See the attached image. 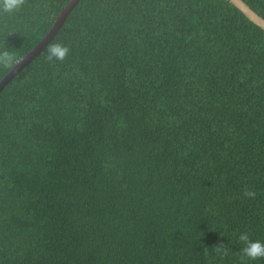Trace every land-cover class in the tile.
<instances>
[{
    "label": "trees",
    "instance_id": "1",
    "mask_svg": "<svg viewBox=\"0 0 264 264\" xmlns=\"http://www.w3.org/2000/svg\"><path fill=\"white\" fill-rule=\"evenodd\" d=\"M67 1L0 14V79ZM242 231L264 242V31L227 0H78L0 90V264H264Z\"/></svg>",
    "mask_w": 264,
    "mask_h": 264
},
{
    "label": "clouds",
    "instance_id": "2",
    "mask_svg": "<svg viewBox=\"0 0 264 264\" xmlns=\"http://www.w3.org/2000/svg\"><path fill=\"white\" fill-rule=\"evenodd\" d=\"M23 4L24 0H0V14H11L20 9ZM67 53V45L56 41L48 45L45 59L49 61H60L64 59ZM13 57V52L0 47V63L7 65L13 60ZM244 195L247 197H254L255 193L251 190H246ZM236 239L241 243V258L246 257L250 261L264 258V242L259 239H250L248 233L243 231L238 234ZM217 251L221 254H225L227 252V249L223 248L222 242L217 245Z\"/></svg>",
    "mask_w": 264,
    "mask_h": 264
},
{
    "label": "water",
    "instance_id": "3",
    "mask_svg": "<svg viewBox=\"0 0 264 264\" xmlns=\"http://www.w3.org/2000/svg\"><path fill=\"white\" fill-rule=\"evenodd\" d=\"M78 0H68L59 11L51 26L46 33L38 40L28 51L18 58L13 65L5 72L0 79V90L3 86L13 78L23 67H25L32 59H34L44 48V46L53 38L57 30L62 25L69 11L75 6ZM241 14L252 22L255 26L264 31V18L252 10L243 0H227Z\"/></svg>",
    "mask_w": 264,
    "mask_h": 264
}]
</instances>
